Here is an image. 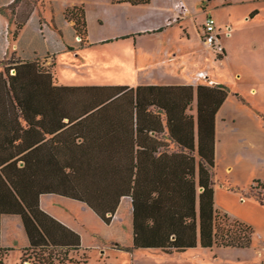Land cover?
<instances>
[{"label": "trees", "instance_id": "16d2710c", "mask_svg": "<svg viewBox=\"0 0 264 264\" xmlns=\"http://www.w3.org/2000/svg\"><path fill=\"white\" fill-rule=\"evenodd\" d=\"M64 16L76 37L83 38L79 42L85 41L83 6L67 9ZM25 20L14 24L13 38ZM228 93L223 85L204 84L56 87L38 60H8L0 69V216H20L27 251L78 253V237L74 244L64 239L68 231L40 211L39 196L81 202L106 225L127 197L132 214L128 251L171 255L199 247L218 250V257L221 250L250 252L251 227L214 208L215 115ZM57 131L63 138L61 160L45 155L42 144L45 135ZM165 131L173 151L159 140ZM0 251L6 259L7 250ZM243 255L236 260L246 259Z\"/></svg>", "mask_w": 264, "mask_h": 264}, {"label": "crops", "instance_id": "0c3cea01", "mask_svg": "<svg viewBox=\"0 0 264 264\" xmlns=\"http://www.w3.org/2000/svg\"><path fill=\"white\" fill-rule=\"evenodd\" d=\"M12 2L13 0H0V10L8 7ZM179 2L186 5L187 14L179 15L176 12L174 7ZM56 3L59 4L58 7L55 6ZM93 3L100 14L97 25L99 27L104 25L110 33L107 36L91 38L89 32H87V39L81 43L74 33L73 23L66 20L64 16L65 11L78 6L79 1L38 0L36 4L32 5L16 38L12 37L15 25L0 13V62L10 59L15 61L43 59L45 63L51 62L52 69L50 73L53 78V86L56 87H195L194 80L190 82L178 79L176 73L165 66V61L153 63L155 64L154 68L151 64L145 67L146 63L143 61L138 62L140 52L137 50L142 37L150 35L161 37L174 26H185L189 16L187 0H149L147 4L138 5L116 3L115 0H93ZM84 13L86 17L85 10ZM253 15L254 12L250 14V16ZM101 19H104V22ZM67 31L73 33L72 42L64 39ZM77 40L78 42H76ZM42 43L45 50L39 58L22 56L25 48H33ZM106 47L119 49L121 57H117L113 53L111 55L104 54ZM84 48L98 51L101 53V57L96 61L88 59L82 65L73 62L78 57L79 51ZM223 48V59H227L226 48ZM169 52L165 51L164 56H169ZM160 53L161 51H159ZM172 57L176 59L175 54ZM58 65H61L63 69L65 68V72H60ZM198 72H195V74ZM161 76L163 77L160 79ZM256 76L259 81L257 86L264 96V65ZM207 81L211 82V86H224L225 84L217 78L212 79L209 74H207ZM249 93L256 95V87H250ZM244 105V102L236 98L235 93L229 91L226 100L215 115V164L223 159L236 160L241 150L255 148L257 149L256 154L248 158L249 169L251 171L257 169L264 171V125H259L249 119ZM57 122H54L55 125L58 124ZM65 122V120L62 121V123ZM162 125L165 128L164 122H162ZM61 132L57 131L51 135H45L42 139V144L46 145L45 155H52L56 160L63 159V151L59 148L62 145L63 138H58ZM159 140L166 142L170 151L175 150V146L169 141L166 131L159 136ZM242 156L246 159L245 155ZM225 170L229 173L231 167L228 166ZM256 181L259 180H253L252 182ZM213 191L216 211L227 215L230 221L244 223L252 229L251 218L244 215H229V210L218 201L215 186ZM232 191V189L222 190L221 195L225 197L235 196ZM250 198L252 197H243L241 193L238 196V207L263 214L264 205H260L255 202L256 200L253 201ZM39 209L68 231L62 233L68 243L74 244L76 241L75 236L78 237L79 252L89 254L91 253L89 251L100 249L101 244L109 246L112 244L113 248L111 250L114 251L127 248L123 246L121 239V222L125 212L129 215L130 237L132 233L131 203L127 197L120 200L109 225L104 224L85 204L55 194L40 195ZM227 212L228 214H226ZM104 229L106 230V237L100 233V230L104 232ZM109 229H111V232L108 233ZM17 237L20 240L18 245L15 241ZM85 240L86 242H84ZM0 248L7 250V256L9 252L17 250L20 257L30 248L20 216H0ZM63 249L66 250L65 247ZM250 251L254 255L253 248ZM69 254L76 255L77 252L69 251ZM237 262L241 263L243 261Z\"/></svg>", "mask_w": 264, "mask_h": 264}, {"label": "rangeland", "instance_id": "374dc122", "mask_svg": "<svg viewBox=\"0 0 264 264\" xmlns=\"http://www.w3.org/2000/svg\"><path fill=\"white\" fill-rule=\"evenodd\" d=\"M73 1H79L78 6L82 5L86 12L87 32L91 38L107 36L110 33L104 25L101 27L97 25L100 14L94 7L93 0ZM37 2L38 0H18L12 10H4L3 13L11 23L19 24L24 21L32 5ZM55 6L58 7L59 4L56 3ZM187 6L189 16L185 26H174L161 37L154 35L142 37L137 50L140 52L138 62L143 61L146 63L145 67L151 64L154 68L153 63L165 61V66L172 69L178 79L190 82L194 80L195 86L208 85L206 81L196 78V75L201 72L209 74L212 79H219L225 83L224 87L228 91L242 98L247 117L263 126L264 96L257 86L259 81L256 75L264 65V0H187ZM176 12L182 15L179 11ZM252 12L254 15L250 16ZM209 14L215 20L217 35L222 46L226 48L227 59L223 57L218 59L217 55L203 44L204 35L201 27L206 15ZM101 20L104 22V19ZM64 39L72 42L73 33L65 32ZM77 39L83 38L80 36ZM44 50L42 43L33 48H25L22 56L39 58ZM159 51H161L160 54ZM165 51H170L169 56H164ZM103 53L106 55L113 53L121 57V51L111 47H106ZM173 54L176 59H173ZM100 57L101 53L98 51L84 48L79 51L78 57L73 62L82 65L88 59L96 61ZM38 62L44 68L52 69L51 62L45 63L43 59H39ZM6 66H8V61L0 62V69ZM58 70L65 72V68L63 69L61 65H58ZM195 72L198 73L195 74ZM252 86L257 89L256 95L249 93V88ZM190 113L195 115V103L191 105ZM241 152L236 160H219L213 171V182L218 201L229 210V215L248 216L252 221L254 255L251 251L243 252L246 259L240 260L243 261L241 263H238L236 259L243 258L244 255L241 256L230 250L220 252L221 257H228L227 260L218 257V250L208 251L199 247L171 255L157 250L131 249L128 251L126 249L131 248V237L128 226L129 215L125 212L121 222V239L123 246L127 248L121 251L111 250L112 244L110 246L101 244L100 249L89 251L91 252L89 254L78 252L72 255L59 250L36 253L26 251L20 257L19 252L14 250L8 253L6 259L4 252L0 251V264H264V213L238 207V196L241 193L243 197H252L250 199L256 200V203L258 199L264 203V171L261 169L251 171L248 166V158L255 155L257 149H245ZM242 155H245L246 159ZM228 166L231 167L229 173L225 170ZM253 180L259 181L252 182ZM228 189H232L235 196L221 195L222 190ZM105 231V229L104 232L100 230L104 237H106ZM107 232H111V229ZM18 239L17 237L15 240L17 245L20 242ZM106 246L110 249L105 248Z\"/></svg>", "mask_w": 264, "mask_h": 264}, {"label": "built area", "instance_id": "2783aa9c", "mask_svg": "<svg viewBox=\"0 0 264 264\" xmlns=\"http://www.w3.org/2000/svg\"><path fill=\"white\" fill-rule=\"evenodd\" d=\"M174 9L179 11L182 14H187L188 10L183 2H179L175 5ZM203 31V44L208 50H212L217 57H222L224 55V48L220 43V39L217 35L216 23L212 16L206 15L205 20L202 25ZM196 78L202 81H206L208 85H211L210 81H207V74L205 73H198Z\"/></svg>", "mask_w": 264, "mask_h": 264}]
</instances>
